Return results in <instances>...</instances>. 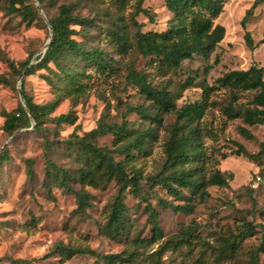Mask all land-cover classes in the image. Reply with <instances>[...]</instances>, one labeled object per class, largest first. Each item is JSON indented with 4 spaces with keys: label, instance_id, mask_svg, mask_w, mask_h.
<instances>
[{
    "label": "rangeland",
    "instance_id": "rangeland-1",
    "mask_svg": "<svg viewBox=\"0 0 264 264\" xmlns=\"http://www.w3.org/2000/svg\"><path fill=\"white\" fill-rule=\"evenodd\" d=\"M24 1L36 4V0ZM61 2L71 3L75 14L91 19L84 26H74L78 32L73 37L88 49L98 47L106 52L112 58L113 70L104 72L81 60L70 65L82 72L77 78L83 84L82 93L75 92L67 78L56 74L58 70L52 63L50 70L38 69L26 75L32 82L34 102L57 101L50 116L71 112L76 121L72 125L47 122L48 131H34L30 126L8 135L2 129L5 113L23 104L18 92L19 75L12 72L6 59L16 65L26 59L35 63L43 53L50 26L43 11L39 12L40 18L27 25L7 8L6 0H0V153L6 154L0 160V264H104L101 257L89 254L69 258L48 255L57 242L73 248L88 247L101 254L135 251V264H250L249 253L258 244L260 225H264V154L257 164L234 151L237 144L248 152L259 151L264 126H249L239 118H228L222 108L228 104L229 92H212V104H208L200 122H194L202 144L203 163L198 165L203 166L206 178L215 169L224 175L231 173L232 177L227 185H207L208 196L195 203L191 213L174 212L165 203L182 201L160 186H151L146 177L159 169L169 129L181 121L174 111L163 113L152 105L127 82L125 74L129 67L143 72L153 86H165L174 95L180 94L176 105L181 107L201 97L202 84H212L229 70L246 69L252 64L264 67V43L250 49L245 42L246 33L253 44L264 37V0L227 1L214 21L224 27L223 39L209 57L194 56L175 70H163L133 47L119 54L104 34L114 20L125 26L130 37L135 30L133 21L143 23L142 31L164 30L171 17L165 0H141L139 4L138 0H126L122 5L113 0H57L45 8L48 16L56 13ZM140 9L147 10L151 19ZM188 77L193 79L192 84H184ZM251 93L241 92L238 102H246ZM137 105L146 108L150 116L158 115L161 125L129 111ZM101 115L106 121L120 122L124 118L136 129L156 127L157 132V139L149 143L147 152L135 159L141 187L136 194L125 192L123 229L115 238L107 237L101 230L117 190L114 181L99 187L85 186L89 205L79 212L73 190L81 189L80 184L69 180V186L64 187L47 173L48 160L68 174L80 167L75 148L68 147L65 141L75 125L81 134L94 128ZM240 126L247 128L252 137L243 136ZM97 143L111 148V136H101ZM256 175L261 180L252 187ZM146 205L157 212V223L163 232V237L153 242L145 241L151 236ZM249 224L258 231L238 237L231 254L227 238ZM186 227L190 236L184 240L181 231ZM258 260L264 264V252L258 254Z\"/></svg>",
    "mask_w": 264,
    "mask_h": 264
},
{
    "label": "trees",
    "instance_id": "trees-1",
    "mask_svg": "<svg viewBox=\"0 0 264 264\" xmlns=\"http://www.w3.org/2000/svg\"><path fill=\"white\" fill-rule=\"evenodd\" d=\"M7 8L14 11L21 20L30 25L35 19L40 18L39 12L46 14L50 26V41L46 50L36 57V62L29 59L20 61L17 65L8 59V67L16 75H21V97L26 109L19 105L14 111L5 113L2 129L12 135L15 131L30 127L34 131L46 130L47 122L56 124H74L76 117L71 112L61 113L55 117L50 114L57 105V101L36 103L33 101V86L26 75L38 69L50 70L52 63L59 76L69 80V85L77 93L84 91L83 84L77 81L82 72L76 64L81 60L86 65H92L100 70L110 72L113 70L112 58L98 47L86 48L73 35L78 30L74 26H84L91 19L75 14L71 3L61 2L56 6V13L48 16L45 8L55 5L57 0H6ZM116 5H122L126 0H113ZM141 0H138V4ZM229 0H165V6L170 11L171 17L166 27L161 31H142L143 23L133 21L135 30L130 37L124 25L113 21L105 28L106 34L113 43V49L119 54L134 48L143 57H150L158 63L163 70H175L181 62L192 59L194 56L209 57L217 44L223 39L224 27L215 23V19L223 11L224 4ZM145 14L151 15L147 10L140 9ZM246 45L253 49L254 46L264 43V37L253 44L249 33L245 34ZM57 75V76H58ZM125 78L129 84L135 86L145 99L149 100L158 110L163 113L174 111L180 123H174L169 129V134L164 144V159L159 169L146 177V182L151 186L162 187L170 196L181 200L182 203H165L174 212L191 213L194 204L202 202L208 196L207 185H227L232 177L231 173L223 174L215 169L207 178L203 173L201 135L194 122H200L205 115L210 101V94L216 90L224 89L229 92V101L223 108V114L230 119L239 118L246 125L264 126V67L252 64L246 69H233L218 77L212 84L201 85V97L181 107H177L176 101L180 94L174 95L165 86H153L141 71L127 68ZM193 79L188 77L184 84H192ZM183 84V85H184ZM241 92H252L246 102H238ZM129 111H135L140 118H146L161 125L158 115H148L143 106H134ZM105 115H101L96 126L88 131L78 134L80 128L75 125L66 139L68 147L75 148L81 165L73 173L68 174L63 168H58L48 160V175L54 178L60 185L68 187V181L73 180L80 184L81 189L73 190L77 199V211L84 212L89 205L88 192L84 190L87 185L99 187L114 181L117 185L116 193L110 204L107 219L101 227L102 232L109 238L119 236L123 229L125 202L124 194L130 191L136 194L141 187V173L135 165V159L147 152L149 143L157 139L156 127L149 125L136 129L129 126L124 118L120 122L106 121ZM31 121L33 123H31ZM240 133L246 138H251L249 130L239 127ZM104 135L111 136V148L100 146L97 139ZM236 155H243L249 161L259 163L264 154V141L260 143L259 151L248 152L241 144H237L234 151ZM122 156V157H121ZM6 158L5 152L0 153V160ZM194 163V166H189ZM183 190L188 193L185 194ZM151 223V236L141 242H153L163 237V232L157 223V212L146 205ZM260 240L255 248L249 253L250 264H261L258 254L264 252V225H260ZM258 230L252 225L239 231L232 238L228 237L226 246L231 254L236 248L238 237L252 235ZM181 239L186 240L190 236V230L186 227L181 231ZM135 251L101 254L88 247L73 248L61 242H57L48 255L71 257L74 254H89L101 257L104 264H135L138 259Z\"/></svg>",
    "mask_w": 264,
    "mask_h": 264
},
{
    "label": "water",
    "instance_id": "water-1",
    "mask_svg": "<svg viewBox=\"0 0 264 264\" xmlns=\"http://www.w3.org/2000/svg\"><path fill=\"white\" fill-rule=\"evenodd\" d=\"M36 3H37V2H36ZM49 41H50V36H49V38H48V40H47V42H46V44H45V46H44V48H43V50H42L43 53L45 52L46 47H47ZM22 75H23V73H21V75L19 76V81L21 80ZM18 92H19V94L21 95L20 86H18ZM21 100H22L23 107L26 109V106H25V103H24L22 97H21Z\"/></svg>",
    "mask_w": 264,
    "mask_h": 264
},
{
    "label": "built area",
    "instance_id": "built-area-1",
    "mask_svg": "<svg viewBox=\"0 0 264 264\" xmlns=\"http://www.w3.org/2000/svg\"><path fill=\"white\" fill-rule=\"evenodd\" d=\"M261 180V176L260 175H256L255 176V180L252 183V187H256V185L258 184V182Z\"/></svg>",
    "mask_w": 264,
    "mask_h": 264
}]
</instances>
